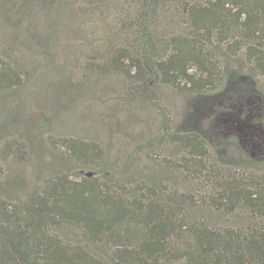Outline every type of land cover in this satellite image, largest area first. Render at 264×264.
Instances as JSON below:
<instances>
[{
	"label": "trees",
	"instance_id": "trees-1",
	"mask_svg": "<svg viewBox=\"0 0 264 264\" xmlns=\"http://www.w3.org/2000/svg\"><path fill=\"white\" fill-rule=\"evenodd\" d=\"M2 2L17 14L23 11L15 0ZM136 4L132 26L141 53L115 44L101 61L85 65V75L122 74L130 81L128 99L151 106L159 104L155 87L162 83L202 96L201 103L208 104L203 103V109L220 111L213 119L227 130L228 143L239 154L232 156L224 146L213 148L204 128L173 132V142L191 155L179 165L186 172L192 165L201 166V174L214 169L207 156L220 152L234 164L259 167L264 158V93L255 79L228 69L220 89L204 91L214 86L216 67L208 45L243 49L264 77V0ZM173 8L183 14L185 31L168 34L166 53L156 41L155 27ZM22 81L14 64L0 60V89L18 87ZM162 127L168 128L167 120ZM57 140L70 158L92 170L79 179L67 173L46 175L24 196L0 194V264H264V173L243 177L214 169L210 175L216 183L208 195L197 201L195 195L185 194L191 205L198 202L226 214L244 209L253 218L242 227H216L203 218L190 219L183 205L166 199L163 187L140 182L116 185L112 176H105L108 154L98 142ZM20 148L15 139L0 145V181L4 161L12 160ZM65 228L87 242L63 239L56 230Z\"/></svg>",
	"mask_w": 264,
	"mask_h": 264
},
{
	"label": "rangeland",
	"instance_id": "rangeland-1",
	"mask_svg": "<svg viewBox=\"0 0 264 264\" xmlns=\"http://www.w3.org/2000/svg\"><path fill=\"white\" fill-rule=\"evenodd\" d=\"M15 2L23 5L22 13L10 11L0 0V60L14 64L23 81L18 87L0 89V145L15 139L21 148L12 160L4 161L1 195L24 196L49 174L67 173L79 179L92 170L70 158L57 140L75 137L96 141L106 150L108 165L104 168L109 172L105 176H112L116 185L140 182L163 187L166 199L183 205L190 219L203 218L216 227H242L253 219L244 209L226 214L198 202L191 205L185 196L191 193L198 201L208 195L216 183L210 175L214 169L243 177L264 173V158L259 167L234 164L224 152L206 157L214 169L209 167L204 174L199 165L189 167L191 172L179 166L191 155L173 142L171 134L185 129L204 128L213 148L224 146L232 156L239 154L228 143L227 130L213 119L220 111L203 109L202 96L162 83L155 87L159 104L151 106L145 100L128 99L130 81L122 74L85 75V65L101 61L115 44L141 53L132 26L137 0ZM182 17L173 8L164 14L159 29L155 27L163 52L169 51L168 34L185 31ZM208 48L216 67L212 70L214 86L205 93L222 87L228 69L252 76L264 93V77L243 49ZM164 120L167 129L162 127ZM220 140L226 144H219ZM56 233L68 241L87 242L72 229Z\"/></svg>",
	"mask_w": 264,
	"mask_h": 264
},
{
	"label": "water",
	"instance_id": "water-1",
	"mask_svg": "<svg viewBox=\"0 0 264 264\" xmlns=\"http://www.w3.org/2000/svg\"><path fill=\"white\" fill-rule=\"evenodd\" d=\"M87 176H92V172H88L87 173Z\"/></svg>",
	"mask_w": 264,
	"mask_h": 264
}]
</instances>
